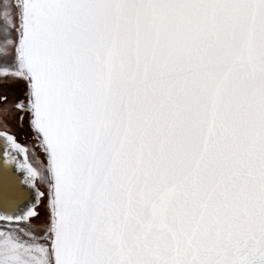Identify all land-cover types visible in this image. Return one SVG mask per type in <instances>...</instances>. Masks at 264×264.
Masks as SVG:
<instances>
[{"label":"snow or ice","instance_id":"obj_1","mask_svg":"<svg viewBox=\"0 0 264 264\" xmlns=\"http://www.w3.org/2000/svg\"><path fill=\"white\" fill-rule=\"evenodd\" d=\"M0 264H264V0H0Z\"/></svg>","mask_w":264,"mask_h":264},{"label":"rangeland","instance_id":"obj_2","mask_svg":"<svg viewBox=\"0 0 264 264\" xmlns=\"http://www.w3.org/2000/svg\"><path fill=\"white\" fill-rule=\"evenodd\" d=\"M20 139H21V142H22V143H26V142H27V140H26V138H25V133H21V134H20Z\"/></svg>","mask_w":264,"mask_h":264},{"label":"water","instance_id":"obj_3","mask_svg":"<svg viewBox=\"0 0 264 264\" xmlns=\"http://www.w3.org/2000/svg\"><path fill=\"white\" fill-rule=\"evenodd\" d=\"M19 162H22V161H19ZM19 162H18V166H19ZM26 191V190H25Z\"/></svg>","mask_w":264,"mask_h":264}]
</instances>
